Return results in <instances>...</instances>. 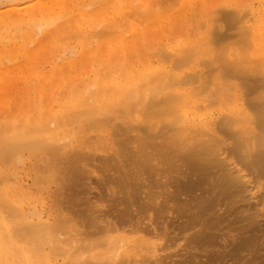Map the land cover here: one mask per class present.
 <instances>
[{
    "label": "bare ground",
    "instance_id": "bare-ground-1",
    "mask_svg": "<svg viewBox=\"0 0 264 264\" xmlns=\"http://www.w3.org/2000/svg\"><path fill=\"white\" fill-rule=\"evenodd\" d=\"M209 1L210 0H93V1L89 0V2L88 1L82 2L81 0H22L21 2L12 3L9 5H6L3 8H0V24H2V26L9 25L11 26V28H13V30H19L21 32L23 28L26 27V26L23 27L24 24L29 23L32 26L34 25L27 32H24L21 34L22 36L21 40L23 42H26L27 45L26 44L20 45V41H19V44L16 43L17 41L12 42V43L5 42L4 41L5 39L0 37V47H1L0 58L5 57L4 59L6 60V58L10 57L15 62V60L18 57H21L24 60L23 61L24 64L25 65L30 64V66L33 67L32 70L34 71L35 67L33 64H35L36 61H34L31 56L32 51L27 49L29 48L28 46L34 44L33 42L39 45H42L50 37L54 38L55 36H62V33L64 34L66 30L69 31L68 28L72 26H75V27L77 26L79 28L78 35L76 34L78 32L73 33V35L75 34L76 36L74 35L75 37L72 38L70 37L71 33L69 31V34H67L66 32L63 38L60 37L61 38L60 39L58 37L59 39L58 38L54 39V40H59V42L62 41L63 43L64 39H67V37H70L71 38L70 40L73 39L72 41L75 43L76 38L78 36H80L78 38L83 37V41L81 40L82 43H80L79 45V50L74 49L76 45L73 47V51L70 49L69 46H68L69 48L65 46L66 47L65 49H67L68 51L70 49L68 54L66 53L68 58H65L66 56H64L62 59L68 62V63L65 62V66L72 67L75 64L77 65V63L79 64L80 60H83V59L87 60L86 64H88L87 62L89 61H88V58L86 59V57H90V56H93L94 63L98 64L99 61L100 62L103 61L101 58L107 57V55H104V53L106 54L107 52L108 56H111L110 57L111 60L109 61L108 64H106L105 62L104 67H103V64H100V63H99L100 65L98 68H97V65H95L96 69L97 70L99 69V70L95 71L93 78L86 81L84 85L81 84L82 86L80 85L77 87L70 88L71 85L69 84L70 86H67L66 88L58 89V87H60V84H61V82L60 83L58 82V87H57L56 85L57 83H55V76L59 72L57 70L58 68H55L53 71H51L48 74L39 76L38 77L39 88L36 91V97L42 99L45 102V104L50 105V106H52L53 103H55L54 105L55 107H58V112L52 113L49 115L47 113L48 116L44 115V118L42 116H38L37 118H30L28 115L27 116L29 117L28 120H23L24 122L22 121L23 123L22 124L20 123L21 124L20 127L18 125V127L15 126V128L10 126L4 130L1 129L0 130V159L3 160L4 163L7 162L6 163L7 165L8 163L14 164L15 161H16L15 162L16 164L20 163L22 161L21 159H23V156L21 154L23 152L24 154L26 152L28 156L33 157L32 159H34L33 160L34 163H32V165L29 167L31 168L32 166L34 167V170L33 169L31 170L30 168V171H34L33 175L37 174L34 177L35 179L33 178L32 182H34L36 178H37L36 181L38 182L36 183L35 181V183H33L34 185L33 187H35V190L36 188L37 189L39 188L41 191L45 190V193H46L45 197L47 198L46 191L50 193V187H51L50 185L54 184V182L55 183L57 182L55 177L57 176V173L59 172L61 165H63V160L67 161L70 159H75L79 163L83 161L91 160V159L93 160L95 155L97 154L96 151H99L102 148L109 147L110 149L113 150V155L115 159L116 158L118 159V161H122V160H126L127 162L131 161L132 162V163L130 162L131 165L138 166L140 164L141 156L143 155V153H145L144 152L145 150H148L147 148L149 147H152L153 150H159V151L162 149L163 150L165 149L164 151L168 152L169 150L171 151L170 153H173L178 150H181L182 148L188 147V149H190V150L187 149L188 152H183L186 149L182 150V152L180 153L178 152L179 160L185 161V160H189L188 159L189 157L190 159L191 157L193 158V155L189 154V151L193 152L194 150L198 149L199 151L197 155L198 156L203 155L205 157L204 159L205 166L218 167L219 169L222 170L223 172L222 187L224 186L226 187V189H230L233 193H236V194H242V193L248 192L250 193L249 195H251L253 189L255 187L257 188L256 185H258L259 183L256 185L254 184L255 186H249L251 185V181L249 180L251 177H249V173L247 174L241 167H239L238 162H237L238 164L234 162L236 158L233 160V162H231L230 159H228V156L231 158V155H236L238 157L239 162L243 163V160L247 162L246 167L247 166L250 167V170H252L251 171L252 173L257 171L259 172L260 175L264 176V94L262 95V93L261 94L258 93L260 95L255 96V92L257 91L255 92L253 91V94L255 97L251 95L253 96L252 102L255 106L258 107L257 108L258 112H256L257 109L256 110L254 109L253 113H251L249 111H251L252 109H250L249 111L248 109H246V106L250 108L248 102H246L247 100H249V99H246L248 97L246 96V98H243L244 96L242 97V95H240L235 88H231L229 84L228 86L226 85L223 86L222 85L223 82L222 84L221 82L219 83L218 79L213 78V75L208 76L207 79H209V77H212L214 80L211 79V81L215 82V83L213 82L215 87L214 89L211 88L213 90L208 89L210 88V86L206 85L207 81L204 80L205 78L204 75L206 74L201 70L202 74H200L201 72H199L200 76H198V74L196 75L197 70L200 71V68L204 64L205 67L207 66L208 68L206 69L208 70L207 73L208 72L211 73L209 69L213 70V68H220L218 66L219 64H222V63H220L221 62L220 61L218 64L217 63L218 61H215L214 55L216 54L213 53L215 49L212 51L211 48L209 49L202 44H201L202 46L199 45L198 48H192L188 50L184 48L185 51H188V53L186 52L188 56L187 57L185 56L182 59H181L182 56L179 54H176V52L171 53V51L167 52L166 50L165 51L167 53H165V56L162 53L164 57L159 55V57L156 58L157 61L154 60V57H152L153 55L156 56V54L152 55V53H150V55L148 56L146 55L148 57L146 61H144L145 59L144 57L146 56L140 58L143 53L142 51H141L142 53H139V55H141L140 57L135 54V52L138 49L137 41H140L142 39L144 43L148 42V40H150L151 38L155 36V31L157 34V31H158L157 29H162L164 28L163 26H165V28L169 27L170 29L175 28L176 26H178L177 23L182 18V16H185L187 13H189L191 8L196 9L195 8L196 6L200 4L206 5L209 3ZM2 4L3 3H1L0 5ZM178 4L181 5L180 10L176 13H172L173 10L170 11L171 9L170 7L172 5L175 7V5L177 6ZM168 9L170 12L168 11ZM224 9L225 8H223V10ZM245 9L248 10L247 8ZM216 10L218 11L219 9H216ZM213 11L209 10L208 13L213 12ZM244 11L234 12L230 10L227 11V9H225V11H222L223 13H221L220 19L229 18L233 20L234 23L236 22V25H237L236 29L243 36L245 44L248 45L247 43L251 42L249 40L252 39L253 31H252V27L246 20L248 12L246 11L244 12ZM49 15L50 17L51 15H54V18L52 19L47 18L49 17ZM38 17L40 18L37 19ZM210 19L211 18L207 19V23H211ZM211 20H212V23L209 24L211 25V27L214 26L213 24L214 21L217 24L214 18ZM207 23L205 22V24ZM234 23L233 24L231 23V24L235 26ZM216 24L215 26H217ZM218 24H220L221 27L223 25L220 22H218ZM224 25L226 26V24ZM228 26H230V24ZM199 27H200V24H199ZM208 28L210 29V27ZM209 29L207 30L208 32L210 31L209 34H211L212 36L213 31ZM211 29H213V27ZM222 30H223V27H222ZM220 31H221V28H220ZM15 33L13 34L16 39L17 36H15ZM236 34L238 36L237 32ZM181 35L182 34H180L179 37H181ZM37 36H39L38 39H37ZM190 36L191 34L189 35V37ZM174 39L176 40L178 38L174 37ZM17 40H19V37ZM241 40H242V37H241ZM59 42L57 43L56 41L55 44L57 45L59 44ZM196 42L198 41H194V42L190 41V44H196ZM210 42L212 41L210 40ZM210 42L208 41V43ZM231 42L233 43V41ZM241 43L242 42H240V44ZM45 44L46 43H44L43 47H46ZM54 45H51V46H54ZM228 45H232V44L229 43ZM144 46H148V45L145 44ZM232 46H235V41ZM228 47L225 51H228ZM250 47H252L251 43H250ZM250 47H247V48H250ZM75 48H78V47L76 46ZM173 48H177V46L175 47L173 46ZM46 49L49 50L47 47ZM162 49H164V47ZM220 49L221 48L218 49L219 54L221 52ZM67 50L66 51L64 50L63 53L65 54ZM76 51H78L77 60L70 62L71 61L70 58L74 57L73 54H75ZM161 52L162 51H160V53ZM245 52L247 53V51L243 50V53L245 54V56L242 53L236 54L237 58H233L232 61H229L228 58H225V60H228L227 63L232 62L233 65L236 63V61L238 62V64L237 63L235 64L236 71L235 70L233 71V74H237L236 77L238 76V72H239L237 71L238 68L236 67H238L239 62L240 64L242 63L241 62L243 61L242 57L245 58L247 57L246 55H249V52L248 54H246ZM144 53L143 55H145ZM215 53H218V52L215 50ZM259 53L262 55L263 52L261 53V51L260 52L257 51L254 54L253 61L255 62L256 65L254 64L253 61H251L252 60L251 57H253L252 55L251 57H248L249 61L245 60L246 59L245 58L244 59L245 63L244 62L243 63L245 64V67L250 66L251 68L247 70L248 71L247 75L249 74L253 75L254 73H252L251 71L252 69H254L253 71L254 72L256 71L258 73L257 74L255 72L256 75H260V78L262 79L264 83V69H263L264 62L263 63L260 61L257 62L256 60H261V58L260 59L255 58L256 54L258 57H261L259 56L260 55ZM61 55L63 56V54ZM101 55L104 57H102ZM120 55L123 56V60L121 63L119 61L121 60ZM225 55L223 56L227 57V55L226 56ZM238 55L240 56L238 57ZM62 56L60 58H62ZM197 56H198V60H197ZM199 56H202V59H204V57L207 56V59L209 58L212 59V62L205 63L202 59L201 60L199 59ZM58 58L59 57H57L56 59ZM60 58L56 60V62L60 61ZM171 58H173L172 63L168 61ZM239 58H241L240 61L236 60L234 62V59H239ZM4 59H3V62H4ZM51 59L52 58H50V60ZM133 59H136V61L131 64V62L134 61ZM195 60L199 61L197 65L199 69L197 70L193 69V71L191 70L190 73H188V74H191L193 72V74H191L192 76L186 75L184 71L182 70L180 71V68L182 67L187 68L188 66H192L190 63L194 62ZM262 60H264L263 55H262ZM105 61H107V59H105ZM83 62L85 63V61ZM246 62L248 65L246 64ZM213 63L214 64L216 63L218 66L214 67L215 66L214 65V66H211L212 68L211 67L209 68L208 65L209 64L212 65ZM192 64L195 65L196 63L195 64L192 63ZM244 64H241V65L243 66ZM79 66L81 67L82 65H79ZM100 66H102L103 68ZM251 66L254 68H252ZM87 67L88 66H86V69H88ZM247 67L245 69H248ZM76 68L79 70L78 67ZM20 70H21L20 65L13 69H10V68L1 69L0 70V81H1L0 85L5 84V82H3L5 77L9 79L8 81H11V79L13 80V77H11V75L15 74L16 72ZM220 70L222 71L223 69H220ZM214 71L216 70H213V72ZM221 71H220V74L222 75ZM243 71L244 72L246 71L244 70V66H243ZM22 74L23 76H25L24 73ZM65 74H67V71L65 72ZM86 74L88 75L87 72ZM240 75L243 76L242 74ZM81 76H82V73H81ZM220 77H223V76H220ZM250 77H253V76H250ZM73 79H71V81ZM226 79L227 78H225V80L223 79V81L230 83L229 81H226ZM256 79H259V78H256ZM75 80L76 81L80 80L78 75L76 76ZM147 80H151L149 82L150 83L149 86L151 85L152 86L151 88H148V89L149 90L152 89V90L148 92L146 91L147 93H143L141 89L142 87H141V88H137L136 90H132V92L130 91L131 87L134 86L133 84L142 82V81H147ZM239 80H241V78H239ZM57 81H60L59 78ZM71 81H69V83H71ZM211 81L208 80L207 83H210ZM196 83L197 84L202 83V85L203 86L205 85L206 88L208 86L207 88L208 91L204 90L203 87L202 88L204 91H202V89L200 90L199 88H201V86L199 85L198 87L196 86V88H192V86H194ZM213 83H211L212 84L211 86H213ZM232 83L233 82L231 81V84ZM257 83L259 82L256 81L255 84ZM53 86H54V89L55 87L57 88L56 92H53ZM142 86H144V84ZM255 87L256 86H254V88ZM61 89L62 91L63 89H65V91L67 90V92L63 91L65 95L62 94ZM126 89H127V92L129 91L128 93L126 92L127 94H129V98H127L129 102L133 101L132 99H134L135 97L139 98L142 93V97L146 99V102H144L145 99H143V104L145 103L143 110L142 108H140L141 111L136 110V109L135 110L134 109L133 110H129V109L123 110L122 109L124 106L127 107V103L122 104V102H119L117 94H119L120 92L126 91ZM30 90L31 89H29V91ZM209 90H211V93L213 92L214 94L212 93L211 95ZM260 90L258 88V91ZM206 91L209 93H207ZM2 93H3V89L0 88V107L8 103L6 101L8 97H6ZM131 95H134L135 97L132 98ZM206 95L210 97L215 95L217 100L216 98L214 100L218 102L216 106L218 105V107H220V109L218 108L219 110L222 109L223 112L224 111L226 112V114H224L222 117L220 116L221 118L220 117L219 119L217 118L218 120H215L216 117L215 118L213 117L214 113H211V112L207 113L205 111L206 109L211 110L210 109L211 102H208L211 99H209V97H205ZM22 97L24 98L25 95H23ZM55 97L57 98L56 102L52 100ZM203 97L207 98L208 100L203 99ZM244 99H246V101ZM213 102L214 101H212V103ZM217 102H214L212 106L215 107V103ZM245 102L247 103L246 106H245ZM111 104H114V106L109 107L111 106ZM234 104L235 106H238L236 108H241V110L230 111L231 106H234ZM46 108H49V107H46ZM202 111H205V112H202ZM137 115L138 117H141L140 119L137 120V122L140 121L138 123L134 122L135 121L134 119L136 118ZM45 118H46V121H45ZM155 118L157 119L156 123L150 124L152 120H156ZM48 119H50L49 122H48ZM133 122L136 124H134ZM200 127H207L209 131L205 130L203 133L198 134L199 132L197 133V130ZM58 129H63V132L61 133L58 132ZM188 131H190L189 132L190 134L192 135L195 134V135L193 139H192L193 137L192 136L191 140L185 141L187 140L186 138H187ZM148 134H151V136ZM219 134H222L225 137H227L230 140V142H228L227 139H223V137L222 139H220V136H218ZM195 137H197V139ZM147 139L148 140L151 139L153 141H157L159 139L161 140L159 141L160 143L157 141L159 144H157L156 142L154 144L153 142L150 143ZM73 142H75V144H73ZM177 148H181V149L176 150ZM103 150H107V149H103ZM146 153L148 152L146 151ZM162 154L164 156L163 155L160 156L158 153L156 154V156H160L164 158L165 156L168 155L166 153H162ZM102 156H105L104 152ZM149 157L147 158L149 159ZM153 160L152 161L149 160V161L155 164L156 162L154 163ZM156 173L158 175V172ZM91 176H93V174H91ZM38 177L40 178V180ZM43 180H49V183H47L46 188L45 186L44 187L42 186L41 187L42 189H41L40 185H42L41 182H44ZM262 184L263 183H261V186H263ZM248 187H251V189L247 190ZM39 189L36 192H39L40 191ZM53 192L51 193L52 195L54 194ZM49 193L48 195H50ZM248 197L250 198L249 200H247V203L248 201L250 202V200H253L252 195ZM43 199L44 198H42V200ZM47 199H50V198H47ZM53 200L54 199L52 198L51 201ZM12 201L14 200L8 197V190L4 188L3 186H1V183H0V225L1 226L5 222V217H3L5 213L3 212L9 208L10 209L14 208V205H12L11 203ZM154 204L155 203H153V205ZM30 205H31L30 207H32V205L34 206V203ZM51 205H54V203ZM255 207L257 208V206ZM16 209L18 210L16 211L15 208L13 209L16 211V212L13 211L14 214L16 213L14 218H12L14 214L8 215V217L10 216L12 218L11 219L9 217L10 222L11 221L14 222L13 220L16 219L15 224L11 223L13 225V229L11 230H14L13 235L17 234L22 239H24L23 237L25 238L29 237L30 239H32L31 245L30 246L27 245L28 248L23 250V253L25 252V254H27V258L24 260L22 257V253H21L19 264H135L136 261H133V255L130 254L132 250L130 249L133 247V245L144 247V244H147V242L143 241L144 239H142L141 237L139 238L133 237L134 240L132 238H128V235L126 234V233H129L128 230H126V233H125V228L127 229V224H126L125 228L123 227L120 229H117L116 227H107V226L104 227V230L99 231L101 232L99 233L101 237L98 238V241H96L97 245L92 246L91 244H88L90 243L89 239H91V235L88 236V239L86 241V238L84 237V235H82L81 232L76 230V226L74 224H71L72 219L70 220L67 217V215L65 216L62 215L61 213L62 211L60 212L61 209L57 211V208L53 209L52 207H50V209H53L55 211L54 213L55 215L53 216H56V217L51 218L52 221L49 220L48 217L45 219L41 217V214H42L41 212L42 211L44 212V210H41V212L39 211V213H36V211L32 210L34 209L33 207L31 209L32 211V214H31L30 212L27 213L28 208L26 209V211H23L22 209L19 210V208L17 207ZM50 209L49 211L51 212ZM257 213L260 214V212H257ZM29 215H32L34 218L36 217V219L32 220L30 218L32 216L29 217ZM148 217L149 215L147 214L146 218ZM134 221L136 220L134 219ZM203 221H205V219ZM94 222H91V223H93L94 225ZM112 223L113 222H111V226H112ZM101 225H106V224L102 223ZM3 227L4 226H2L1 228ZM136 230L140 231L139 233L143 232V229L141 231V228H138ZM136 230L131 233L137 234L138 232ZM15 231L17 233H14ZM2 232L4 233L5 231L2 230ZM94 232L98 233V231H94ZM131 241L133 242L135 241V243L137 244L133 243L132 245L130 243ZM79 242H82V244L84 245H81L80 243L81 245L80 246ZM8 244L6 242L1 251L3 258L7 256V259H8L9 252H10V250L6 248ZM44 247H46L47 251L50 250V252L45 253L46 249ZM154 248L152 247V249ZM134 249L136 248L134 247ZM144 249L148 250V246L147 248L145 246ZM11 250H14V249H11ZM82 250L86 254L82 252V255H80V252ZM154 251L155 250H153V252ZM136 253L139 254V251ZM52 255L55 257L54 260H52ZM141 256L146 257L145 255H141ZM3 258H2V261L4 260ZM21 258L23 260H21ZM152 258L151 259L141 258V260H137V261H138V264L142 263V261H143V264H146L145 261L147 262V260H149L148 261L149 264H157L159 262L160 258L159 259L153 258V261H152ZM14 264H16V261Z\"/></svg>",
    "mask_w": 264,
    "mask_h": 264
},
{
    "label": "rangeland",
    "instance_id": "rangeland-1",
    "mask_svg": "<svg viewBox=\"0 0 264 264\" xmlns=\"http://www.w3.org/2000/svg\"><path fill=\"white\" fill-rule=\"evenodd\" d=\"M21 1L22 0H18V1L17 0H11V1L0 0V2L3 3L2 5H0V8H3L6 5L21 2ZM81 1L82 2L83 1L89 2V0H81ZM90 1H93V0H90ZM180 7H181V5H179V4L177 6L175 5V7L172 5L170 7L171 8L170 11L173 10L172 13H176L180 10ZM222 7L227 9V11L230 10V11H234V12H237V11L243 12L245 10L246 12H248L249 16L247 15L246 20L250 24V26L252 27V31H253L252 39L249 40L251 42L247 43L248 45L245 44L243 36L236 29L237 28L236 22L234 23V21L229 19V18H221L220 19V17H221L220 15H221V13H223L222 11H225V9L223 10ZM195 8L196 9L191 8L192 10L190 9L189 13H187L185 16H182V18L177 23L178 26H176L175 28L170 29L169 27H166L167 28L166 29L165 26H163L164 28L157 29L158 30L157 34L155 31V36L153 38H151L150 40H148V42L144 43V41L142 39L140 41H137L138 42V44H137L138 49L135 52V54L140 57L141 55H139V53L145 52L144 53L145 55H143V53H142V56L140 58H142L146 55L148 56V55H150V53H152V55L156 54L157 57L154 55L152 57H154V60L157 61L156 58H158L159 55L163 56V54H164V56H165V53H167L168 51L169 52L171 51V53L176 52V54H179L182 56L181 57V59H182L183 57L188 56V54H187L188 51H185L184 48H186L187 50L192 49V48H198V46L201 44L206 46L209 49L211 48L212 51L215 49L218 53H215V50L213 51V53L216 55L218 54V55L216 56L213 54L214 59H215V61H218L217 62L218 64L220 61H221L220 63H222V64H219V66H218L216 63L215 64L213 63L212 65L209 64L210 66L208 65V67L210 68L211 66H214V65H215L214 67H217V66L220 67V68H213V70H216V71L213 72L212 69H209V71L211 73H209V72L207 73L208 70H206V69H208V68H207V66L205 67L204 64H203L204 66L202 65V67H201L202 69L200 68V71L197 70V69H199V67H197L199 61H196V60L194 62H192L194 64L196 63L195 65L190 63L192 66H188L187 68L182 67V68H180V71L182 70V71H184V73L186 75L192 76L191 74H193V72L191 74H188V73H190L191 70L193 71V69L194 70L196 69L197 70L196 75L198 74V76H200L199 72H201V70H202L206 75L209 74L207 76L204 75L206 78V79L204 78L205 81L208 82V80L211 81V79L214 80L213 78H215V79H218L219 83L221 82V84H222V82H223V84H222L223 86H225V85L228 86V84H229V86L231 88H235L237 90V92L240 95H242V97L244 96L243 98H246V96L248 97L246 99H249V100H247V101H246V99H244V100L246 102H248L250 108H248L246 106L247 105L246 102H245V106H246V109H248V111L250 109H252L249 112L253 113V110L254 109L256 110L258 108L252 102V98L254 96L253 91L254 92L257 91V92H255V96H258L261 93L263 95L264 94V86H263L264 83H263L262 79L260 78V75H256L257 72L255 71L256 72L255 73L253 71L254 69H252V71L250 70L252 73H254L253 75L252 74L247 75L248 74L247 70H249L251 68H250V66H248V67L246 66L248 69H245L246 67H245L244 63H245V60H248V57H251V55L253 56V57H251L252 58L251 61H253L255 52L261 51V53L262 52L264 53V51H263V49H264V22H263L264 21V0H213V1L210 0L208 4H206V5L200 4V5L196 6ZM245 8H247L248 10H246ZM216 9H219V10L217 11ZM209 10L210 11L214 10V11L208 13ZM168 11H169V9H168ZM172 13H170V14H172ZM216 14H218V15H216ZM39 18L40 17H38L37 19H39ZM47 18L52 19V18H54V15H51V17L49 15V17H47ZM208 18H211V19L214 18V20H216V22H217V24H216L214 21V23H213L214 26H212L213 29H211L212 27H211V25H209L212 23V20L210 19L211 23H207ZM224 21H225V23H224ZM202 22H203V24H202ZM205 22L207 24H205ZM218 22H220L223 25L226 24V26L222 25L223 30H222L221 25L218 24ZM231 23L232 24L234 23L235 26H233ZM199 24H200V27H199ZM215 24L217 26L218 25L219 26L217 27V26H215ZM229 24H230V26H228ZM201 25H202V27H201ZM33 26L30 25L29 23L28 24L26 23L23 25V27H25V28H23V30L20 32L19 30H13V28H11V26H9V25H7V26L3 25L2 26V24H0V27H1L0 37L4 38L5 42L12 43V42L17 41L16 43L19 44V41H20V45L26 44V42H23L21 40V37H22L21 34L24 32H27ZM208 27H210V29ZM220 28H221V31H220ZM78 29L79 28L77 26L76 27L72 26V27L68 28V30L71 33L70 37H72V38L75 37L76 35L74 34L75 35L74 36L73 33H76V32H78V33H76L78 35L79 34ZM207 29L213 31V32L211 31L212 36H211V34H209L210 31L208 32ZM74 30H76V31H74ZM69 31L66 30L65 33L67 32V34H69ZM194 32H196V33H194ZM236 32L238 33V36H240V35L241 36L238 37ZM13 33H15V36H17L16 39H15ZM65 33L64 34L62 33V36H55L54 38L50 37L48 39L49 41L46 40L44 42V43H46L45 45L49 50H47L46 47H43L44 43L42 45H39V44L33 42L34 44L28 46L29 48H27V49L32 51L31 56H32L33 60L36 61L35 64H33L35 67L34 71L32 70L33 67H31L30 64H28V65L24 64V62H23L24 60L21 57H18L15 60V62L8 56H6V57H8V58H6V60L4 59L5 57L0 58V63H1L0 64V70L3 68L13 69L19 65L21 66L20 71L11 75V77H13V80L11 79V81H8L9 79L5 77L4 81H3V82H5V84L0 85V88L3 89L2 94H4L6 97H8V99L6 100L8 103L6 105H3L2 107H0V130L1 129L4 130L10 126L15 128V126L18 127V125H19V127H20V125L24 122L23 120H28L29 117L30 118H37L38 116H42L44 118V115L48 116L49 114L58 112V107H55V105H54L55 103H53V105H52L54 107L53 108L52 106L45 104V102L42 99L36 97V91L39 88V86H38V77L39 76L48 74L51 71H53L55 68H58L57 70L59 72L55 76V83H57L56 84L57 87H58V82L59 83L61 82L60 87H58V89L59 88H66L67 86H70V85H71L70 88L71 87H77V86H80L81 84L84 85V83H86V81H88L94 77L95 71L99 70V69L98 70L96 69L95 65H97V68H98L100 64H103V67H104V65H105L104 63L106 62V64H108L109 61L111 60V58H110L111 56H108V53L106 52V54L104 53V55H107V57H104L102 55L101 56L104 57L105 59H107V61H105L104 58H101L103 61L100 62L98 60L99 62L97 61L98 62V64H97V63H94V57L90 56V57H86V59L88 58V61H89V62H87L88 64H86L87 60L83 59V60H80L79 64L77 63L78 66L76 64L74 65L75 67L74 66H72V67L71 66H65L66 61L62 60L63 57L66 56L65 58H68L67 57L68 52L70 51V49L73 51V47L75 45L78 48H75L76 47L75 46L74 49L79 50V45L83 41V37L78 38L80 36H78L76 38L75 43L72 41L73 39L70 40L71 39L70 37H67V39H64L63 43H62V41L59 42V40H54V39H57L58 37L63 38ZM180 34H182L181 37H179ZM183 34H184V36H183ZM190 34H191V36L189 37ZM231 36H233V37H231ZM18 37H19V40H17ZM174 37L178 38V39L175 40ZM210 37H211V39H210ZM241 37H242V40H241ZM9 38L12 41H10ZM38 38H39V36H37V39ZM258 38H260V39H258ZM209 39L212 42H210ZM56 41H57V43L59 42V44L56 45L55 44ZM89 41H91V40H89ZM190 41H192V42L198 41V42H196V44H190ZM208 41L211 44L208 43ZM231 41H233V43ZM234 41H235V46H232L234 44ZM228 42L232 45H228L229 44ZM240 42H242V43L240 44ZM61 43H62V45H61ZM250 43H251L252 47H250ZM54 44L57 47L58 46L59 47L57 48ZM145 44H147L148 46H144ZM51 45H54L56 48L54 46H51ZM65 46L67 48L70 47L69 51L67 49H65L66 48ZM162 46L164 47V49H162L163 48ZM170 46H172V47H170ZM173 46L174 47L177 46V48L179 47L180 48V49L178 48L179 51L177 48H173ZM95 47H93V48H95ZM227 47H228V51H225L227 49ZM231 47H232V49H231ZM247 47H250L251 49L247 48ZM170 48H172V49H170ZM219 48H221L220 54H219V50H218ZM0 49H1V47H0ZM64 50L65 51L67 50V52H65V54L63 53ZM182 50L184 53L182 52ZM243 50L247 51V53L245 52L246 54H248V52H249V55H246L247 57H245L246 59L242 57L243 61H241L242 62L241 64H244L243 65L244 70H246L247 72L243 71V66L239 62L240 66L238 65V67H236V68H238L237 71H239L238 76L240 74H242L244 77L241 75L239 77L238 76L236 77L237 74H233V71L234 70L236 71L235 64L236 63L238 64V62L236 60L240 61L241 58L234 59V62L236 61V63L234 65L232 62L227 63L228 60H225V58H228L229 61H232L233 58H237L236 54H238V53H242L245 56V54L243 53ZM160 51H162V52L160 53ZM238 51H240V52H238ZM179 52H181V53H179ZM263 53H262V55H263V59H264ZM61 54H63V56ZM225 54L227 55V57L223 56ZM257 54H256L255 58H259V59L261 58V60H262V55L259 53L260 54L259 56H261V57H258ZM51 55H53V56H51ZM61 56H62V58H60ZM73 56L74 57L71 56L72 58H70V60H71L70 62L77 60L78 51H76V53L73 54ZM147 56L144 57L145 58L144 61L147 60V58H148ZM239 56L240 55H238V57ZM49 57L52 58L53 60L52 59L50 60ZM57 57H59L60 61L62 60L63 62L62 61L56 62V60L59 59V58L56 59ZM177 57H175V58H177ZM3 59H4V62H3ZM46 59L47 60L49 59V60L47 61ZM120 59L121 60H119V61L121 63L123 60L122 55H120ZM172 59L173 58L169 59L168 61L172 63ZM199 59L201 60L202 56H199ZM133 60L134 61H132L131 64L136 61V59H133ZM197 60H198V56H197ZM202 60L205 63H207V62L211 63L212 62V59H210V58L207 59V56H205L204 59H202ZM223 60H225V61H223ZM261 60H256V61L257 62L260 61L263 63L264 60H262V61ZM54 61H55V63H54ZM83 61H85V63ZM215 61H213V62H215ZM56 63H58V64H56ZM66 63H68V62H66ZM83 64L88 66L87 67L88 69H86V66H84ZM228 64H229V66H228ZM246 64H247V62H246ZM254 64H255V62H254ZM79 65H82V66L80 67ZM230 65H231V67H230ZM232 65L234 68L232 67ZM23 67H24V69H23ZM76 67H78L79 70ZM100 67H102V66H100ZM226 67H227V69H226ZM231 68H233V69H231ZM252 68H254V67H252ZM38 69H39V71H38ZM220 69H223V70L221 71ZM29 70H30V72H29ZM225 70H226V72H225ZM36 71H37V73H36ZM66 71H67V74H65ZM220 71H221L222 75L220 74ZM86 72L88 73V75L86 74ZM22 73H24L25 76H23ZM81 73H82L83 77L81 76ZM20 74H21V76H20ZM28 74H29V76H28ZM200 74H202V72ZM77 75L80 79L78 81H76L77 79L75 80ZM212 75H213V78L209 77V79H207L208 76H212ZM220 76H223V77H220ZM226 76H228L229 78ZM250 76H253V77H250ZM57 77L59 78L60 81H57L58 80ZM73 77H74V79H73ZM219 78H221V79H219ZM225 78L229 79V80L226 79V81H229L230 83L223 81V79L225 80ZM239 78H241V80H239ZM256 78H259L261 80L256 79ZM71 79H73V80L71 81ZM68 80L71 81V83H69ZM151 80L142 81V82H138V83L133 84L134 86L131 87L130 91L132 92V90H136L137 88L142 87L141 89H142L143 93H147L148 91L152 90V89H150V90L148 89V88H151V86H152V85L149 86V84H150L149 82ZM33 81H34V83H33ZM75 81H76V83H75ZM205 81H203V82H205ZM231 81L233 82L232 84H231ZM248 81H250L251 83ZM256 81L259 83L255 84ZM207 82H206V85L210 86V88H208V86H207V88L208 89H211V88L214 89V87H215L214 83L215 82L214 81H211L210 83H207ZM202 83H200V84L196 83L194 86H192V88H196V86L198 87V85H199V86H201V88H199L200 90L201 89H202V91L207 90L206 86L205 85L203 86ZM211 83H213V86H211L212 85ZM225 83H227V84H225ZM143 84H144V86H142ZM238 84H239V86H238ZM254 86H256V87L254 88ZM202 87L204 88V90ZM226 88H228V87H226ZM258 88H259V90L260 89L261 90L258 91ZM29 89H31V90L29 91ZM213 89H211V90H213ZM56 90H57V88L55 87V89H54V86H53V92H56ZM211 90H209L210 93H211ZM63 91H65V89H63ZM63 91L61 89L62 94L65 95L63 93ZM65 92H67V90ZM126 92H127V89H126V91H123V92H120L119 94H117L119 102H122V104L127 103V107L124 106L122 109L123 110H128V109L129 110H133V109L135 110L136 109V110L141 111L140 108H142V110H143L144 109L143 107L145 104V103L143 104V99H145V98L142 97V93H141L139 98L135 97L134 95H131L132 98H134V97L135 98L134 99L131 98L133 101L129 102V100L127 99V98H129V94H127L129 91L127 93ZM203 93H205V92H203ZM207 93H209V92H207ZM212 93H211V95H212ZM258 93H260V94H258ZM23 95H25L24 98L22 97ZM208 95H210V94H208ZM208 95H206L205 97H209V99H211L210 101H208V102H211V104H210L211 110L206 109L205 111L207 113H209V112L214 113L213 117L214 118L216 117L215 120H218L219 117L220 116L222 117L224 114H226V112L225 111L223 112L222 109L219 110L220 107H218V105L216 106V104H218V102L216 101L217 98L215 95H213L214 97L213 96L210 97ZM251 95H253V96H251ZM56 97H58V96H56ZM56 97L54 99H52L55 102L57 99ZM205 97H203V99H207ZM215 98H216V100H214ZM212 101L217 102V103H215V107L212 106L214 104V102L212 103ZM144 102H146V99L144 100ZM250 102H252V103H250ZM51 104H52V102H51ZM251 105H252V107H251ZM113 106H114V104H111V106H109V107H113ZM46 107H49V108H46ZM236 107H238V106H235V104H234V106H231L230 111L241 110V108H236ZM253 107H255V108H253ZM52 108H53V110H52ZM119 110H120V108H119ZM205 111H202V112H205ZM222 112H223V114H222ZM256 112H258V109L256 110ZM256 112H254V113H256ZM47 113H48V115H47ZM28 115H29V117H27ZM46 118H45V121H46ZM140 118L141 117H138V115H137L136 118L134 119L135 120L134 122H136V123L140 122V121L137 122V120ZM49 120L50 119H48V122H49ZM156 121H157V119L152 120L150 122V124H155ZM136 123H134V124H136ZM205 130L209 131L207 127H200L197 130V133L198 132H199L198 134L203 133ZM190 131L187 132V138H186L187 140H185V141L191 140L192 136H193L192 139L194 138L195 134L194 135L190 134L189 133ZM58 132H60V133L63 132V129H58ZM148 135L151 136V134H148ZM218 136H220V139H222V137H223V139H227L228 142H230V140L227 137H225L224 135L219 134ZM195 138L197 139V137H195ZM160 140L161 139H159L157 141L159 142ZM148 141L150 143L153 142L154 144H155V142L157 144L160 143V142L158 143L157 141H153L151 139ZM73 144H75V142H73ZM103 149H107V150H103ZM147 149L150 151H148V150L144 151L145 153H143V155L141 156L142 160L140 159V164L138 166L131 165L130 164L131 161H128V162L126 160L118 161V159L117 158L115 159V157L113 155V150L110 149L109 147L102 148L101 150L96 151L97 154L95 155L93 160L91 159V160L83 161L80 163L77 162V160H75V159H70L67 161L63 160V165H61V168H60L59 172L57 173V176L55 177L57 182L56 183L54 182V184H52L53 186L50 185L51 186L50 187V193L48 191H46L47 192V198H50V199H47L45 197L46 196L45 190L41 191L38 188L40 191L36 192L38 189L36 188V190H35V187H33L34 186L33 183H35L37 178H36V180H34V182H32V181H33V178L35 177V175H37V174L33 175L34 171H30L31 167H29V166H31L32 163H34V161H33L34 159H32L33 157L28 156L26 152H25V154H24V152L21 153L23 156V159H21L22 161L20 162L21 164L20 163L16 164L15 163L16 161H15L14 164L8 163L9 165L8 164L6 165L7 162L4 163L3 160L0 159V183H1V186H3L4 188H6L8 190V197L14 200L11 203H12V205H14V208L16 211L18 210V209H16V207L19 208V210L22 209L23 211H26V209L28 208L29 211L27 209V213L30 212L32 214L31 209L34 207V209H32V210L36 211V213H39V211L41 212V210H44V212L43 211L41 212L43 214V216L41 214V217H43V219L48 217L49 220L52 221L51 218L56 217V216H53V215H55L54 214L55 211L53 209L57 208V211H59L61 209L60 212L62 211L61 212L62 215H64V216L67 215V217L70 220L72 219L71 224H74L76 226V230H78L79 232L82 233V235H84V237L86 238V241L88 239V236L91 235V239H89L90 243H88V244H91L92 246L97 245L96 241H98V238L101 237V235H99V233H101V232H99V231L104 230V227H106V226L107 227H116L117 229H120L123 227L125 228V226L127 224V229L125 228V233H126V230H128L129 233H126L128 235V238H132L134 240V238L141 237L142 239H144L143 241L147 242V244H144V247L142 245H141L142 247H139L138 245L137 246L133 245V243L137 244V243H135V241L130 242L133 245V247L130 249L132 251L131 252L129 251V252L131 255H133V261H136L135 264H138L137 260H141V258L151 259L153 256H154L153 258H155V259L160 258L159 262L157 264H264V176L260 175L259 172H257V171L252 173L251 172L252 170H250V167H248V166L246 167L247 162L245 160H243V163H242V162L238 161V157L236 155H231L232 159L228 156V159H230L231 162H233V160L236 158L234 162L236 164L239 163L238 164L239 167H241L247 174L249 173V177H251L249 179L251 181V185H249V186H255L256 184L259 183L258 185H256L257 188L255 187L252 191L251 195H252L253 200H250V202L248 201V203H247V200H249V198H250L248 196H251V195H249L250 193L247 192L248 193L247 194L245 192L242 194H236V193H233L230 189H226V187H224V186L222 187V183H223V179H222L223 172H222V170L219 169L218 167L205 166V161H204L205 157L203 155H199V156L197 155L198 151H199L198 149L194 150L193 152L189 151V154L193 155V158L192 157H191V159H190V157L188 158L190 160V162H189V160H185L186 162L184 160L181 161V160H179V156H178V154L180 152H182V150L186 149L183 152H188V150H190V149H188V147H185L182 149L177 148L176 150H178V149H181V150H178V151L173 152V153H170L171 151H169V150H168V152L164 151L165 149L164 150L162 149L160 151L159 150H153L152 147H149ZM105 151H107V152H105ZM146 151L148 153H146ZM103 152H104L105 156L107 155L106 157L102 156ZM151 152L153 153L155 158ZM157 153L160 156L163 155L162 153H166L168 155L163 158L160 156H156ZM99 154H101V155H99ZM171 154H173V155H171ZM149 156H151L152 158ZM147 157H149V159ZM149 160L150 161L153 160V162L154 163L156 162V163L153 164ZM244 161H245V163H244ZM65 164H66V166H65ZM83 167H85V168H83ZM136 167H137V169H136ZM32 169L34 170L33 166L31 168V170ZM12 170L15 173H13ZM138 170H139V172H138ZM16 172H17V174H16ZM156 172H158V175ZM91 174H93V176H91ZM112 176H114V177H112ZM258 179H259V181H258ZM39 180H40V178H39ZM43 181L44 182H41L42 185H40V188L42 186L43 187L45 186V188H46L47 183H49V180H43ZM36 183H38V182L36 181ZM261 183H263L262 184L263 186H261ZM38 186H39V184H38ZM250 189H251V187H248L247 190H250ZM33 191H34V193H33ZM53 191H55V192H53ZM52 192L54 193L53 195L51 194ZM48 193L50 195H48ZM51 195H52V197H51ZM158 196H160V197H158ZM42 198H44V199L42 200ZM52 198L54 199L53 200L54 202L51 201ZM32 203H34V206L32 205V207H30L31 206L30 204H32ZM50 203L51 204L54 203L55 206L51 205ZM153 203L156 204V205L154 204L155 207H154ZM48 204H50V205H48ZM255 206H257V208L259 210ZM50 207H52L53 209H50ZM14 208H11V209L9 208L3 212V213H5L3 215V217H5V222L2 225V226H4L3 228H1L2 226L0 225L1 226L0 227V234H1L0 235L1 236L0 237V264H14L15 261H16V264H17V262L19 264L21 253H22L23 259L25 260L27 258V254H25V252L23 253V250L27 249L28 246H30L31 242H32L31 241L32 239H30L29 237H26V238L23 237L24 239H22L17 234H16L17 236L15 234L13 235L14 230H11V229H13V225L11 223L15 224L16 219L13 220L14 222H12V221L10 222L9 220L11 217L9 216L10 217L9 218L8 215L14 214V212H13V211H15V210H13ZM49 209L51 210V212L49 211ZM255 212L256 213L260 212V214L259 213L256 214ZM146 213L149 215L148 218H146L147 217ZM15 214L12 216V218H14ZM162 215H163V217H162ZM258 215H260V216H258ZM30 216H32V215H29V217ZM30 218L32 220L36 219V217L34 218L33 216ZM134 219L136 221H134ZM204 219H205V221H203ZM94 220H95V222H94ZM147 220H148V222H147ZM91 222H94V225ZM111 222H113L112 226H111ZM99 223H100V225H99ZM102 223L103 224L105 223L106 225H101ZM91 224H92V226H91ZM96 224H97V226H96ZM108 225H110V226H108ZM152 226H153V228H152ZM95 228H96V230H95ZM138 228H141V231L143 229V232L139 233L140 231L136 230ZM2 230H4L5 232L3 233ZM135 230L138 232L137 234L131 233V232H134ZM94 231H98V233L94 232ZM189 232H190V234H189ZM14 233H17V232L15 231ZM92 241H94V242H92ZM6 242H7V244L9 243L6 248L8 250H10V252L8 251L9 252L8 259H7V256L5 258H3V255L1 254L3 246ZM80 243H81V245H84V244H82V242H79V245H80ZM150 245H151V247H150ZM13 246H14V248H13ZM145 246H146V248L148 246V250L144 249ZM46 247H44V248L46 249ZM134 247L136 249H134ZM152 247L153 248L155 247V248L152 249ZM11 249H14V250H11ZM153 250H155V251L153 252ZM138 251H139V254L136 253ZM49 252H50V250L47 251V249H46L45 253H49ZM82 252L84 253V251L82 250L80 252V255H82ZM84 254H86V253H84ZM140 254L145 255L146 257H142ZM148 255H150V256H148ZM151 255H153V256H151ZM2 258L4 259L3 261H2ZM153 258H152V261H153ZM23 259L21 258V260H23ZM54 259H55V257L52 255V260H54ZM195 259H197V260H195ZM148 261L149 260H147V262L145 261V263L149 264ZM140 264H143V261Z\"/></svg>",
    "mask_w": 264,
    "mask_h": 264
}]
</instances>
